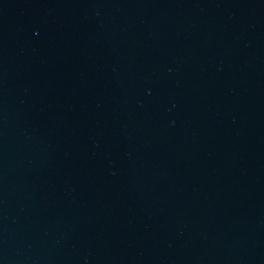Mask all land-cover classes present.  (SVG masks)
I'll return each mask as SVG.
<instances>
[{
    "label": "water",
    "instance_id": "water-1",
    "mask_svg": "<svg viewBox=\"0 0 264 264\" xmlns=\"http://www.w3.org/2000/svg\"><path fill=\"white\" fill-rule=\"evenodd\" d=\"M0 264H264V0H0Z\"/></svg>",
    "mask_w": 264,
    "mask_h": 264
}]
</instances>
